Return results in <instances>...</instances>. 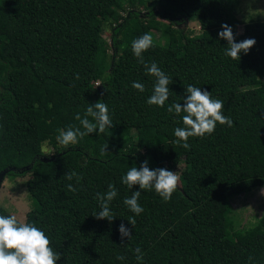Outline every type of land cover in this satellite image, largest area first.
<instances>
[{"label":"trees","instance_id":"obj_1","mask_svg":"<svg viewBox=\"0 0 264 264\" xmlns=\"http://www.w3.org/2000/svg\"><path fill=\"white\" fill-rule=\"evenodd\" d=\"M239 2L0 0V171L31 173L25 185L35 208L24 222L50 239L60 254L56 264H264V213L240 225L231 202L264 187V21L246 22L238 31ZM180 16L198 22L194 37L174 25ZM223 24L235 42L256 41L240 60L225 55L228 42L218 36ZM105 26L112 28V52L102 36ZM146 33L153 42L144 64L155 63L172 81L164 107L147 103L156 77L132 51V42ZM188 85L221 100L233 124L217 123L211 135L190 137L185 149L174 135L185 113L167 108L183 106ZM98 101L107 105L113 125L76 145L59 144L58 130L83 131L75 117L84 118ZM106 143L108 153L101 155ZM145 160L150 170L178 172L169 201L154 189L122 183L129 168ZM70 172L79 181L68 180ZM109 184L118 193L109 205L111 222L93 216L101 210L97 194ZM135 191H141L140 215L123 203ZM0 215L12 214L0 204ZM121 224L131 230L130 240L121 241Z\"/></svg>","mask_w":264,"mask_h":264},{"label":"clouds","instance_id":"obj_2","mask_svg":"<svg viewBox=\"0 0 264 264\" xmlns=\"http://www.w3.org/2000/svg\"><path fill=\"white\" fill-rule=\"evenodd\" d=\"M221 27L223 30L218 33V36L228 42L225 55L233 60H240V53L247 54L256 43L254 39L235 42L232 28L227 24H223ZM152 42L153 37L147 33L132 42V51L138 58V63L144 64L143 53L152 47ZM144 66L148 75L156 77L153 94L148 98L147 103L164 107L165 102L169 99V85L172 81L155 63L150 66L144 64ZM132 87L140 92L144 91V85L139 82H134ZM223 108V102L219 99H213L209 91H202L198 87L188 85L183 106L180 103H173L167 108L169 113L174 112L177 116L185 113L182 117L184 127L175 129L174 135L178 138L175 143L181 144V141H183L181 146L188 149L190 145L187 141L190 137L203 138L206 135H211L215 131L217 123L220 125L227 124L231 127L233 121L223 114ZM88 117H91L92 120ZM75 119L80 122L84 130L81 131L78 127H69L66 131L58 130L59 135L56 139L64 147L78 144V138L97 132V130L98 134H103L106 129L113 125L109 117V109L101 101L89 105L84 118L77 114ZM107 147L106 143L101 148V155L108 153L106 152ZM73 177H76L79 181V177L75 172L66 174L68 180H72ZM179 179L177 173L163 168L150 170L147 160L141 164L139 169L135 166L129 168L126 175L121 178L122 183L129 189H132L135 185H139L140 190L154 189L165 202L169 201L177 190ZM67 187L69 191H76L71 184ZM117 194V190L112 184L108 185L106 193L97 194L101 209L93 215L97 220L107 219L111 222L114 219L115 215L111 212L109 205ZM140 195L141 191H135L130 198L126 197L123 201L135 215H140L143 212V208L138 203ZM128 222L133 227L135 226L134 217H130ZM119 233L122 242L125 237L129 240L132 237L131 230L123 224L119 227ZM50 245V239L38 227L20 222L15 215H0V264H56V261L60 259V254L55 252ZM135 252L137 253V261H142L143 255L140 248H136ZM116 258L119 260L124 259L123 256H117Z\"/></svg>","mask_w":264,"mask_h":264},{"label":"rangeland","instance_id":"obj_3","mask_svg":"<svg viewBox=\"0 0 264 264\" xmlns=\"http://www.w3.org/2000/svg\"><path fill=\"white\" fill-rule=\"evenodd\" d=\"M146 10H142L141 15L146 14ZM237 17L241 24L237 27L238 31L242 30V25L249 21H264V0H240L237 8ZM174 25L177 26L183 33L193 36L199 32V25L196 20L187 19L184 16L178 17ZM154 38L160 43L163 39L158 31L152 30ZM103 38L108 45V51L112 52L111 46L112 28L105 26L102 32ZM111 46V47H110ZM43 152H52L51 146L44 145ZM183 165L177 167L179 171ZM174 173H178L175 172ZM32 177L30 172L22 176H3L0 182V204L12 215H15L20 222H24L28 211L35 208V203L29 197L25 182ZM236 209L240 225H246L251 221H255L264 213V187L255 188L249 193L241 194L231 201Z\"/></svg>","mask_w":264,"mask_h":264},{"label":"water","instance_id":"obj_4","mask_svg":"<svg viewBox=\"0 0 264 264\" xmlns=\"http://www.w3.org/2000/svg\"><path fill=\"white\" fill-rule=\"evenodd\" d=\"M8 171H9L8 169H5V170L0 171V182H1L2 178H3V176H4Z\"/></svg>","mask_w":264,"mask_h":264}]
</instances>
